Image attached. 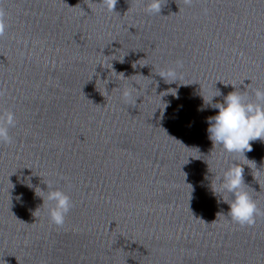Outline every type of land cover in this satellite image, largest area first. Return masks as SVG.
Segmentation results:
<instances>
[{
	"label": "clouds",
	"instance_id": "1",
	"mask_svg": "<svg viewBox=\"0 0 264 264\" xmlns=\"http://www.w3.org/2000/svg\"><path fill=\"white\" fill-rule=\"evenodd\" d=\"M194 2L195 0H183L186 7H191ZM84 3L90 9L92 4H100L102 10L112 13L116 12L118 0H100L99 3H94L93 0H84ZM136 3L138 6L143 5L148 14L160 15L167 0H148L146 4L144 0H136ZM203 11L205 14L207 13L206 8ZM8 27L7 10L0 0V39L5 37ZM183 66V61L177 60L174 67L161 68L155 73L163 79L164 83L172 84L182 78L180 70L183 69ZM135 67L136 65L133 64V68ZM120 76L122 79H126L123 73H120ZM134 91H138V89L133 85L123 87L121 89L122 100L127 104H132L133 100L138 98L133 97ZM252 91L253 95L250 96L246 91L236 90L224 96L222 103H213L214 97L222 95L217 90L209 99H205L203 96L204 106L200 109L201 111L205 107L218 109L216 115L209 116L206 120L208 138L212 141L213 149L219 146L222 153L243 156L245 161H250L246 158L245 153L253 150L252 142L257 140L264 142V87H257ZM6 94L7 89L0 88V98ZM166 94L167 92L164 93V95ZM173 94L175 95V92ZM16 125L15 112L12 109L0 108V144L11 145L14 142L10 130ZM250 162L255 165L253 161ZM243 165L248 164L234 161L227 167L220 178V189L232 196L231 200L223 199V202L229 205L227 216L230 221L241 227H252L256 224L258 217H264V209L259 207L256 199L247 190L249 187L244 180ZM254 178L256 179L255 176ZM47 189V191L40 190L41 194L37 195L43 199V205L45 202L49 205L47 212L50 223L58 228L63 227L74 203L62 189L53 188L50 183L47 184ZM16 199L22 201V195L17 196ZM218 215L221 214L218 213Z\"/></svg>",
	"mask_w": 264,
	"mask_h": 264
}]
</instances>
